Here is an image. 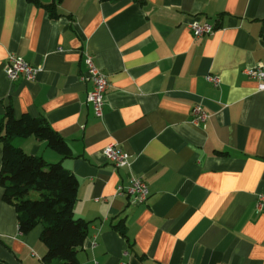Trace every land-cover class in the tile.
<instances>
[{
  "label": "crops",
  "instance_id": "1",
  "mask_svg": "<svg viewBox=\"0 0 264 264\" xmlns=\"http://www.w3.org/2000/svg\"><path fill=\"white\" fill-rule=\"evenodd\" d=\"M51 2L0 0V133L11 107L45 117L69 145L64 155L35 135L12 140L79 179L75 217L88 234L77 264H264V89L244 72L264 61V0ZM194 19L214 32L195 37ZM85 52L109 81L101 117ZM11 56L36 77L10 80ZM196 105L209 114L200 125ZM110 143L130 166L106 158ZM2 158L0 140V171ZM134 176L148 183L146 202L117 194ZM4 190L0 264H44L43 224L22 233Z\"/></svg>",
  "mask_w": 264,
  "mask_h": 264
},
{
  "label": "trees",
  "instance_id": "2",
  "mask_svg": "<svg viewBox=\"0 0 264 264\" xmlns=\"http://www.w3.org/2000/svg\"><path fill=\"white\" fill-rule=\"evenodd\" d=\"M60 1L53 0L45 6L53 8ZM3 129L0 185L5 189L4 200L18 212L20 231L27 233L43 224L41 239L48 247L44 264H77L78 248L88 234V222L75 217L79 179L61 163L29 154L12 140L17 136L35 135L64 155L71 153L69 145L45 117L29 114L16 117L11 107L6 112ZM33 190L40 193L39 199L29 198ZM123 226L116 227L124 233Z\"/></svg>",
  "mask_w": 264,
  "mask_h": 264
},
{
  "label": "built area",
  "instance_id": "3",
  "mask_svg": "<svg viewBox=\"0 0 264 264\" xmlns=\"http://www.w3.org/2000/svg\"><path fill=\"white\" fill-rule=\"evenodd\" d=\"M189 29L195 37L204 34H211L215 30V26L210 23H202L194 19L188 23ZM87 70L82 76L83 80H91L92 89L88 93V101L93 105L95 114L101 117L104 113V105L109 81L107 75L95 64L93 56L87 52L84 53ZM38 67L33 66L22 56H11L6 72L10 80H16L20 76H24L28 80H33L38 72ZM244 72L249 78L259 82V88L264 89V61L258 62L254 66H247ZM207 80L215 85L221 81L216 74H208ZM209 114L202 106L196 105L192 109L191 123L200 125L208 119ZM106 158L111 161L115 167H128L131 165L130 154L116 143H110L104 148ZM117 194L128 195L134 203H143L148 200L150 189L148 183L143 177L134 176L127 186L120 185ZM259 211L264 210V194L259 195L256 203Z\"/></svg>",
  "mask_w": 264,
  "mask_h": 264
},
{
  "label": "rangeland",
  "instance_id": "4",
  "mask_svg": "<svg viewBox=\"0 0 264 264\" xmlns=\"http://www.w3.org/2000/svg\"><path fill=\"white\" fill-rule=\"evenodd\" d=\"M29 198H31V199H39L40 198V193L38 191L33 190L30 193Z\"/></svg>",
  "mask_w": 264,
  "mask_h": 264
}]
</instances>
